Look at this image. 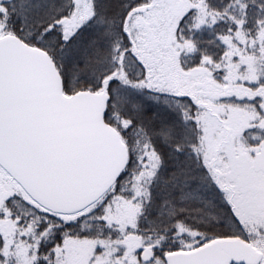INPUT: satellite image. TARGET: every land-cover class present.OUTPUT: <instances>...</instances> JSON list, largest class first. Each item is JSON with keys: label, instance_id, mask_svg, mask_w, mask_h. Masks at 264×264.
I'll list each match as a JSON object with an SVG mask.
<instances>
[{"label": "snow or ice", "instance_id": "1", "mask_svg": "<svg viewBox=\"0 0 264 264\" xmlns=\"http://www.w3.org/2000/svg\"><path fill=\"white\" fill-rule=\"evenodd\" d=\"M0 264H264V0H0Z\"/></svg>", "mask_w": 264, "mask_h": 264}]
</instances>
